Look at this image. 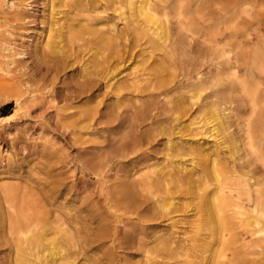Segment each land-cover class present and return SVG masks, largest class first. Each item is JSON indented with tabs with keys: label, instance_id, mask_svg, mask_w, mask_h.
I'll use <instances>...</instances> for the list:
<instances>
[{
	"label": "bare ground",
	"instance_id": "6f19581e",
	"mask_svg": "<svg viewBox=\"0 0 264 264\" xmlns=\"http://www.w3.org/2000/svg\"><path fill=\"white\" fill-rule=\"evenodd\" d=\"M208 1L44 0L43 25L32 51L42 63L77 64L117 100L155 88L174 107L173 124L162 128L166 161L138 173V186L158 212L169 221L193 223L167 242L175 243L168 247L171 257H181L184 264H264V175L252 167L258 160V169L264 170V90L261 77L251 73L264 68V49H256L245 66L248 78L229 71L236 64L228 60L212 57L205 68L186 64L180 71L174 62L175 51L183 49L177 46L171 18L178 32L204 35L203 29L215 22L204 23L195 14ZM235 3L221 11L225 14ZM206 34L210 43L219 39L216 32ZM139 56L146 62L143 68L129 69L127 62ZM237 91L250 110L237 121L243 122L238 129L231 120ZM77 107L67 116L92 120L94 106L84 102ZM174 130L186 133L172 135ZM38 198L18 182L0 185L5 211L0 218L7 221L0 232L9 243L10 264H83L76 221L46 209ZM104 200L122 221L116 201Z\"/></svg>",
	"mask_w": 264,
	"mask_h": 264
},
{
	"label": "rangeland",
	"instance_id": "374dc122",
	"mask_svg": "<svg viewBox=\"0 0 264 264\" xmlns=\"http://www.w3.org/2000/svg\"><path fill=\"white\" fill-rule=\"evenodd\" d=\"M43 2L0 0V185L18 182L46 209L70 214L81 231L83 264H184L181 257H171L168 247L175 243L167 242L188 230L192 221L167 220L138 186V173L167 159L162 128L173 124L174 107L158 89L117 100L77 64L39 62L31 44L42 29ZM234 3L225 14L221 11ZM195 17L204 23L213 20L215 26L203 29L204 35L180 33L171 18L177 46L183 49L175 51L177 70L186 64L205 68L214 57L236 64L229 71L248 78L245 66L256 49H264V0H209ZM209 30L217 33V42L208 41ZM135 59L127 62L129 69L140 70L146 62L141 56ZM251 73L261 77L264 90V68ZM236 96L231 120L238 129L243 122L237 121L250 110L246 97L239 91ZM84 102L96 108L92 120L67 116ZM68 104L74 107L66 109ZM180 133L186 131L172 135ZM260 165L258 160L252 163L256 175H264ZM105 196L116 201L122 221L112 215ZM0 213L5 211L0 208ZM6 227L0 218V230ZM11 260L9 243L0 232V264Z\"/></svg>",
	"mask_w": 264,
	"mask_h": 264
}]
</instances>
